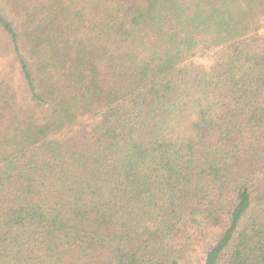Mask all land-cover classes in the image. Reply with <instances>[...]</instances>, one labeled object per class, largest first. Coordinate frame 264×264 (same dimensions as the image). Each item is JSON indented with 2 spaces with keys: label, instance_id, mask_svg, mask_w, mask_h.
<instances>
[{
  "label": "trees",
  "instance_id": "obj_1",
  "mask_svg": "<svg viewBox=\"0 0 264 264\" xmlns=\"http://www.w3.org/2000/svg\"><path fill=\"white\" fill-rule=\"evenodd\" d=\"M264 264V0H0V264Z\"/></svg>",
  "mask_w": 264,
  "mask_h": 264
},
{
  "label": "rangeland",
  "instance_id": "obj_2",
  "mask_svg": "<svg viewBox=\"0 0 264 264\" xmlns=\"http://www.w3.org/2000/svg\"><path fill=\"white\" fill-rule=\"evenodd\" d=\"M204 248H206V246H203V247L198 248V249L196 250V253H195L194 259L191 260V264H200V263L197 262V260L200 259V258H203V253H204V251H205Z\"/></svg>",
  "mask_w": 264,
  "mask_h": 264
}]
</instances>
